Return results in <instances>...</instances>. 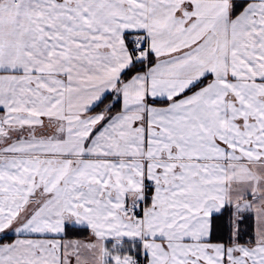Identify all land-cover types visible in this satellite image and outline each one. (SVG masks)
<instances>
[{"label": "snow or ice", "instance_id": "6c2138e0", "mask_svg": "<svg viewBox=\"0 0 264 264\" xmlns=\"http://www.w3.org/2000/svg\"><path fill=\"white\" fill-rule=\"evenodd\" d=\"M0 264H264V0H0Z\"/></svg>", "mask_w": 264, "mask_h": 264}]
</instances>
